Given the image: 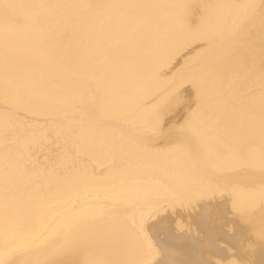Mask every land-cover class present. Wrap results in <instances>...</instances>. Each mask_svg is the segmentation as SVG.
I'll list each match as a JSON object with an SVG mask.
<instances>
[{
    "label": "bare ground",
    "instance_id": "obj_1",
    "mask_svg": "<svg viewBox=\"0 0 264 264\" xmlns=\"http://www.w3.org/2000/svg\"><path fill=\"white\" fill-rule=\"evenodd\" d=\"M0 264H264V0H0Z\"/></svg>",
    "mask_w": 264,
    "mask_h": 264
},
{
    "label": "rangeland",
    "instance_id": "obj_2",
    "mask_svg": "<svg viewBox=\"0 0 264 264\" xmlns=\"http://www.w3.org/2000/svg\"><path fill=\"white\" fill-rule=\"evenodd\" d=\"M48 161V160H47Z\"/></svg>",
    "mask_w": 264,
    "mask_h": 264
}]
</instances>
